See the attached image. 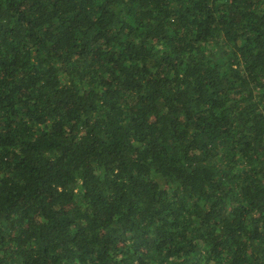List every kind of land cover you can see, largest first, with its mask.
I'll list each match as a JSON object with an SVG mask.
<instances>
[{"label":"trees","instance_id":"1","mask_svg":"<svg viewBox=\"0 0 264 264\" xmlns=\"http://www.w3.org/2000/svg\"><path fill=\"white\" fill-rule=\"evenodd\" d=\"M0 264H264V0H0Z\"/></svg>","mask_w":264,"mask_h":264}]
</instances>
